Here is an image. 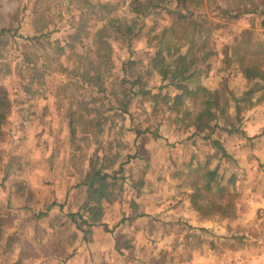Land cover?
I'll list each match as a JSON object with an SVG mask.
<instances>
[{"label":"rangeland","instance_id":"1","mask_svg":"<svg viewBox=\"0 0 264 264\" xmlns=\"http://www.w3.org/2000/svg\"><path fill=\"white\" fill-rule=\"evenodd\" d=\"M134 1L0 0V264H264V0ZM192 39L177 113L152 59Z\"/></svg>","mask_w":264,"mask_h":264},{"label":"trees","instance_id":"2","mask_svg":"<svg viewBox=\"0 0 264 264\" xmlns=\"http://www.w3.org/2000/svg\"><path fill=\"white\" fill-rule=\"evenodd\" d=\"M164 1L165 0H154V1L145 0V2L142 3L139 0H135L134 2L136 3L135 5H133L132 10L137 14H141L146 12V10L151 9L153 5L158 6ZM177 1L185 6L189 0H177ZM261 14L264 16V10L261 11ZM169 29L170 28H166L165 32L168 31ZM201 48L202 46H200V49ZM200 49L196 46L195 40L192 39L189 43L187 51L185 53H180L175 67L171 70H169L167 66H165L164 59H159L157 57H154L152 59L153 67L163 75V79L169 80L170 84L175 85V87L179 90V92L174 94L173 96L164 95L163 97L164 102L167 104H169L172 101L171 109L175 110L177 113L180 112V108L183 107V105L185 104V100L196 95L199 91V90L190 89L188 85L185 84V82L192 80V73L190 72V70L198 62V57H199L198 52ZM209 55L210 53H206L205 58ZM241 67L243 73L246 75V77L249 80L250 79L264 80V71L260 70L258 66L253 64L245 65L241 63ZM137 82H140V80H138ZM141 88H142L141 92H143L144 95L151 94L150 90L144 89L143 86ZM203 92H207V91L204 89ZM247 93L249 94L250 92L248 91ZM158 96H159L158 94L153 95L156 101H158L157 98ZM239 100L240 99H237V103H236L237 115L240 114V110H241V105ZM218 102H219V98L215 94V92H208V97L207 99H205L203 103L204 107L198 112V115L196 117L197 121L200 122L201 124L200 126L201 129H209L210 123L212 121H215V119L217 118L218 111H214V108L218 106L217 105ZM219 112H221L222 114L225 112V110L222 108L219 110ZM216 143L219 144L217 141ZM219 148H221L220 145ZM223 152L225 151L223 150ZM105 182H106V176L103 175L100 170H93L88 175V178L85 181V184L88 186V194H89L86 202V206L88 207V211L91 212L90 219L94 222H96L97 219L101 217L102 215L101 203L108 196V194L105 192ZM1 236L2 233L0 230V238Z\"/></svg>","mask_w":264,"mask_h":264}]
</instances>
